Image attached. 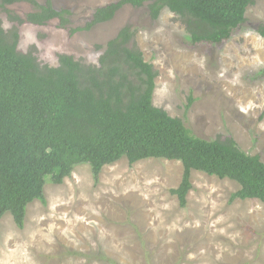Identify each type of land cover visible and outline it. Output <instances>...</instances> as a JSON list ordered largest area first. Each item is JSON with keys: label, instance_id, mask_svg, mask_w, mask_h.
Here are the masks:
<instances>
[{"label": "rangeland", "instance_id": "obj_1", "mask_svg": "<svg viewBox=\"0 0 264 264\" xmlns=\"http://www.w3.org/2000/svg\"><path fill=\"white\" fill-rule=\"evenodd\" d=\"M44 4L47 0H34ZM70 11V28L83 27L99 7L119 0H49ZM148 4L126 5L104 24L70 35L57 21L19 27L18 50L32 46L41 65L58 54L96 65L104 45L125 26L153 65V105L180 119L198 138H232L264 163V0L219 44L192 45L179 18L164 9L152 20ZM23 17L29 3L8 7ZM5 30L12 28L0 7ZM189 98L191 106L186 109ZM180 162L125 159L105 166L94 185L90 167H74L63 184L47 178L46 204L28 205L23 229L9 213L0 224V264H264V203L236 200L238 185L192 171V190L180 208L169 194L182 177Z\"/></svg>", "mask_w": 264, "mask_h": 264}, {"label": "trees", "instance_id": "obj_2", "mask_svg": "<svg viewBox=\"0 0 264 264\" xmlns=\"http://www.w3.org/2000/svg\"><path fill=\"white\" fill-rule=\"evenodd\" d=\"M256 0H119L95 9L83 26L70 28V11L47 0H0L12 28L0 21V224L9 213L23 229L29 204H46L47 178L61 185L77 165H88L94 185L105 166L125 159L129 165L157 159L180 162L181 181L168 192L180 208L192 190V171L230 180L236 200L264 203V163L243 152L232 138L204 140L178 119L153 105V65L144 60L125 26L102 49L96 65L58 54L56 67L41 65L32 46L18 50L19 27L57 21L72 36L111 21L124 6L148 4L157 20L164 9L176 15L192 45H219L242 26ZM29 3L32 12L18 17L8 7ZM264 37V27L258 30ZM189 98L188 109L192 104Z\"/></svg>", "mask_w": 264, "mask_h": 264}]
</instances>
